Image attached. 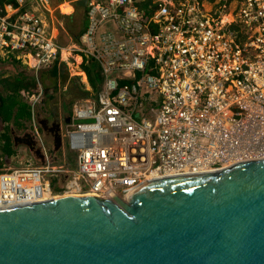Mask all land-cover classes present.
Returning <instances> with one entry per match:
<instances>
[{
	"label": "built area",
	"instance_id": "built-area-1",
	"mask_svg": "<svg viewBox=\"0 0 264 264\" xmlns=\"http://www.w3.org/2000/svg\"><path fill=\"white\" fill-rule=\"evenodd\" d=\"M14 1L0 2V52L33 71L42 160L0 173V208L65 192L125 199L153 178L264 158V0H85L86 27L69 45L56 40L50 0ZM72 53L103 77L73 105L75 168L55 161L37 119L42 68Z\"/></svg>",
	"mask_w": 264,
	"mask_h": 264
},
{
	"label": "water",
	"instance_id": "water-1",
	"mask_svg": "<svg viewBox=\"0 0 264 264\" xmlns=\"http://www.w3.org/2000/svg\"><path fill=\"white\" fill-rule=\"evenodd\" d=\"M110 196L0 208V264H264V158Z\"/></svg>",
	"mask_w": 264,
	"mask_h": 264
},
{
	"label": "crops",
	"instance_id": "crops-1",
	"mask_svg": "<svg viewBox=\"0 0 264 264\" xmlns=\"http://www.w3.org/2000/svg\"><path fill=\"white\" fill-rule=\"evenodd\" d=\"M77 1L50 0V6L54 8L52 15L55 18L53 20L56 40L62 45H69L77 41L79 34L86 27V8L78 4ZM63 3H68L66 5L71 7L70 12L62 11ZM3 4L7 8L9 5L16 6L14 0H5ZM58 16H66L63 25L59 26ZM60 31L66 33L63 38L57 37ZM82 62V58L76 53L64 54L61 60L42 68L40 75L44 87L46 113L41 115L37 109L38 122L48 117L47 120L51 123L50 113H56L59 117H68L64 130L72 120L68 105L72 107L75 102L95 95L87 75L82 69ZM34 82L33 71L25 64V59L21 55L0 52V173L8 167L16 166L15 154L18 150L23 153L28 151L33 158L31 162L35 164L42 160L34 154L28 145L34 141L33 145L38 149L32 134L33 115L29 104V96L33 93ZM43 135L47 144L53 147L55 154L57 150L54 149L52 140L50 141L46 134ZM54 159L58 163H66L56 155H54Z\"/></svg>",
	"mask_w": 264,
	"mask_h": 264
},
{
	"label": "rangeland",
	"instance_id": "rangeland-1",
	"mask_svg": "<svg viewBox=\"0 0 264 264\" xmlns=\"http://www.w3.org/2000/svg\"><path fill=\"white\" fill-rule=\"evenodd\" d=\"M56 1V0H55ZM152 0H140V3L142 5H147L150 4ZM71 9V7L68 5H66V7L62 8V11L64 13L68 12ZM59 17V26L63 25L66 21V18L64 16H58ZM55 19V18H53ZM66 35V33L60 31L57 34V37H61L63 38ZM44 97L42 98V100L40 101V103L38 104V111L41 113V115H45L46 113V103H44ZM69 110L71 112V114L73 113V105L71 107V105L69 106ZM68 139H67V135H66V129L63 130V137H62V146L55 152L54 155H56L60 160H62L63 162L68 163L69 166L71 167H77V151L71 150L68 147ZM53 148V147H52ZM53 150V149H52ZM54 151V150H53ZM16 157V165H24L28 162H31V160H33L32 155L28 152L25 151L24 153L21 150H18L15 154ZM60 190H56V193H59Z\"/></svg>",
	"mask_w": 264,
	"mask_h": 264
},
{
	"label": "trees",
	"instance_id": "trees-1",
	"mask_svg": "<svg viewBox=\"0 0 264 264\" xmlns=\"http://www.w3.org/2000/svg\"><path fill=\"white\" fill-rule=\"evenodd\" d=\"M60 1H63V0H60ZM210 1H213V0H210ZM0 2L4 3L5 0H0ZM224 2L228 3L229 0H224ZM68 12H70V10ZM81 66H82L83 71L87 75L88 81H89L90 86L92 88V92L95 94L101 88V84H102V80H103L100 68H99V66L95 60H93L92 58H86V57H84ZM53 70L55 71V67L53 68ZM33 87H34V89L32 92H34L36 90L35 82H34ZM55 188H56V190H60L59 187H55Z\"/></svg>",
	"mask_w": 264,
	"mask_h": 264
},
{
	"label": "flooded vegetation",
	"instance_id": "flooded-vegetation-1",
	"mask_svg": "<svg viewBox=\"0 0 264 264\" xmlns=\"http://www.w3.org/2000/svg\"><path fill=\"white\" fill-rule=\"evenodd\" d=\"M49 117L51 118V123H49V121H45V119H48V117H45L44 119H41L39 121V127L42 133L46 134L50 141L52 140L53 143L54 134L58 125H60V129L64 128V126H66L67 124L68 117H59L56 115V113H50Z\"/></svg>",
	"mask_w": 264,
	"mask_h": 264
},
{
	"label": "bare ground",
	"instance_id": "bare-ground-1",
	"mask_svg": "<svg viewBox=\"0 0 264 264\" xmlns=\"http://www.w3.org/2000/svg\"><path fill=\"white\" fill-rule=\"evenodd\" d=\"M66 4H68V3H63V4L61 5V8L64 7ZM61 195H79V194H73V193L65 192V193H61V194H55V195H53L51 198H53V197H57V196H61ZM83 195H84V194H83ZM51 198H50V199H51ZM45 200H49V199H45Z\"/></svg>",
	"mask_w": 264,
	"mask_h": 264
}]
</instances>
